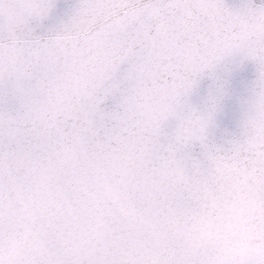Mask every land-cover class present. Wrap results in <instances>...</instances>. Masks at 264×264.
<instances>
[{
	"label": "snow or ice",
	"instance_id": "obj_1",
	"mask_svg": "<svg viewBox=\"0 0 264 264\" xmlns=\"http://www.w3.org/2000/svg\"><path fill=\"white\" fill-rule=\"evenodd\" d=\"M0 264H264V0H0Z\"/></svg>",
	"mask_w": 264,
	"mask_h": 264
}]
</instances>
